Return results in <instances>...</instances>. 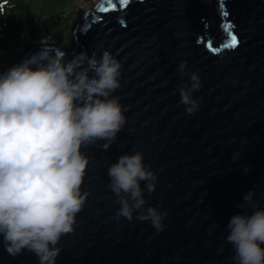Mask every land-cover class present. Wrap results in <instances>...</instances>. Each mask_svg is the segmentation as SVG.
<instances>
[{
    "label": "water",
    "instance_id": "95a60500",
    "mask_svg": "<svg viewBox=\"0 0 264 264\" xmlns=\"http://www.w3.org/2000/svg\"><path fill=\"white\" fill-rule=\"evenodd\" d=\"M226 8L235 25L229 31L240 40L234 50L223 49L229 35L220 0H132L126 7L99 0L73 24L70 44L32 47L2 71L28 59L69 61L104 50L121 64L113 95L126 124L109 147L104 141L82 147L89 159L81 187L86 202L73 232L57 245L56 264H233L229 219L251 214L242 200L250 189L252 203L264 208V0H226ZM209 42L220 51L209 50ZM181 61L201 80L193 93L199 110L191 115L179 103L177 88L189 79L180 76ZM136 151L158 177L145 207L166 213L159 232L136 213L131 222L116 217L107 169ZM0 264L39 261L26 250L13 257L0 243Z\"/></svg>",
    "mask_w": 264,
    "mask_h": 264
},
{
    "label": "clouds",
    "instance_id": "9594fccd",
    "mask_svg": "<svg viewBox=\"0 0 264 264\" xmlns=\"http://www.w3.org/2000/svg\"><path fill=\"white\" fill-rule=\"evenodd\" d=\"M186 68L181 61L180 76L189 79L177 90L191 115L199 110L193 93L201 80ZM120 76L121 64L108 50L99 57L81 52L69 61L62 55L47 63L28 59L0 73V243L9 255L26 250L39 264H56L57 245L73 232L86 202L81 187L89 159L81 149L99 141L109 147L126 124L113 95ZM107 174L117 219L131 222L136 213V220L162 231L166 213L145 207V192L155 191L158 177L143 153L119 156ZM254 196L250 189L242 198L251 214L237 213L227 224L233 264H264V208L252 203Z\"/></svg>",
    "mask_w": 264,
    "mask_h": 264
},
{
    "label": "trees",
    "instance_id": "16d2710c",
    "mask_svg": "<svg viewBox=\"0 0 264 264\" xmlns=\"http://www.w3.org/2000/svg\"><path fill=\"white\" fill-rule=\"evenodd\" d=\"M78 0H0V59L23 41L58 38L60 20Z\"/></svg>",
    "mask_w": 264,
    "mask_h": 264
},
{
    "label": "rangeland",
    "instance_id": "374dc122",
    "mask_svg": "<svg viewBox=\"0 0 264 264\" xmlns=\"http://www.w3.org/2000/svg\"><path fill=\"white\" fill-rule=\"evenodd\" d=\"M98 0H78L74 2V5L67 11L64 15V18L60 20V24L57 27L58 38L51 40H38V41H23L22 43L17 44L13 49H11L7 54H5L0 59V72L20 53H23L27 50H31L32 47H39L43 45H53L56 48H59L65 44H70L71 42V29L73 24L77 19L86 11L92 9L95 3Z\"/></svg>",
    "mask_w": 264,
    "mask_h": 264
},
{
    "label": "snow or ice",
    "instance_id": "6c2138e0",
    "mask_svg": "<svg viewBox=\"0 0 264 264\" xmlns=\"http://www.w3.org/2000/svg\"><path fill=\"white\" fill-rule=\"evenodd\" d=\"M131 2H132V0H119V6L126 7ZM115 7H116V5L113 4V9ZM100 11L101 12H107V11H109V9L108 8H101ZM220 15L222 18V26L224 27L225 31L228 32V35H229V41L223 45V49H233V50L237 49L238 45L240 44V40H238V36H237V34H235L234 31H229L230 29H234L235 25L232 24L228 19L230 16V13L227 11V8H226V0H220ZM205 27L207 28L208 26L205 25ZM197 43H204V41H203V39H199L197 41ZM206 47L209 50H211L213 53H217L220 51V49L213 48L212 44L210 42L206 44Z\"/></svg>",
    "mask_w": 264,
    "mask_h": 264
},
{
    "label": "bare ground",
    "instance_id": "6f19581e",
    "mask_svg": "<svg viewBox=\"0 0 264 264\" xmlns=\"http://www.w3.org/2000/svg\"><path fill=\"white\" fill-rule=\"evenodd\" d=\"M25 52H27V51H25ZM1 71V70H0ZM3 71V70H2ZM0 73H2V72H0Z\"/></svg>",
    "mask_w": 264,
    "mask_h": 264
}]
</instances>
